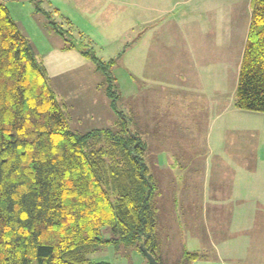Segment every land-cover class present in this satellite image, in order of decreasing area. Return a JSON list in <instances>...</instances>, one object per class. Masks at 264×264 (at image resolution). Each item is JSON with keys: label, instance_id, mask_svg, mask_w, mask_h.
<instances>
[{"label": "trees", "instance_id": "obj_1", "mask_svg": "<svg viewBox=\"0 0 264 264\" xmlns=\"http://www.w3.org/2000/svg\"><path fill=\"white\" fill-rule=\"evenodd\" d=\"M31 1L63 48L91 58L110 82L112 62L76 43L50 14L57 9L48 13L42 0ZM31 44L0 1V264H110L90 258L109 244L134 246L146 264H160L158 188L146 143L122 112L111 126L73 130L66 103ZM111 85L106 90L116 110ZM235 106L264 112V0H252ZM106 226L111 239L103 238ZM185 254L188 264L202 257Z\"/></svg>", "mask_w": 264, "mask_h": 264}, {"label": "rangeland", "instance_id": "obj_2", "mask_svg": "<svg viewBox=\"0 0 264 264\" xmlns=\"http://www.w3.org/2000/svg\"><path fill=\"white\" fill-rule=\"evenodd\" d=\"M0 1L8 6L12 18L23 34L26 35V32L29 35L35 53L47 51L54 46L53 40L47 35L51 32L57 33L48 22L46 14L38 11L36 5L34 8L23 0ZM176 1L171 0L170 13H162L163 21L158 22L160 26L146 23L142 27V20L136 21L133 18L129 20L128 27L121 32L100 29L96 22H93L95 28H90L88 26L91 24L90 21L85 19L88 18V14L72 6L64 7L63 13H50L66 30H71L75 35L76 43H82L83 46L89 44L94 48L96 57L102 62L106 64L112 62L110 68L112 85L103 71L101 74L106 75L103 74V84L89 73H86L88 88L83 87L80 80L75 84L78 81L74 78L75 74H85L86 68L69 73L64 81L56 78L52 81V85L60 100L66 103L69 117L73 121L70 122L73 130L87 132L106 125L100 122L93 124L98 122L93 120L94 113H97L99 107L104 106L102 100L100 101L101 97L95 94L97 87L101 86L106 93L105 96L109 98L110 108L116 115L114 122L118 121V113L122 112L127 117L131 130L138 133L146 143L147 162L152 163L149 168L158 188L155 201L160 264H188L189 258L185 253L197 252L194 250L195 240L190 236V232L192 227L193 229L198 227V231L202 227L201 224L197 225V222H194V216L197 217L206 207L200 197L205 184L212 186L213 180L223 181L218 184V189L222 192L227 186V181L222 180L223 178L228 177L230 181L234 177L232 182L234 184L239 182L238 177L241 174L206 173L208 162L216 158L222 160L226 158L233 162L232 164H239V152L247 150L251 158L246 163L257 164L255 167L264 168V112L241 110L236 107L226 109L223 119L220 118L217 123L211 122L201 132L194 133L186 129V121L177 122V114L179 116L187 114L188 105L184 100L179 99L180 94L176 93V90L181 93L186 91L191 83L190 72L203 70L207 64L209 66L206 68L210 67L212 61L203 59L205 56L217 58L216 55L220 56L222 52L221 47L211 43L208 34L210 30L208 27L214 19L212 17L216 8L212 2H216L217 5L219 0H211L212 2L209 0L212 3L209 6L210 11L206 8L205 0H187L189 4L179 6L183 7L182 9L174 6ZM240 1L243 2V0H224V5L234 4L238 7ZM40 7L48 13L56 8L43 1ZM165 8H168L167 4ZM35 13L40 15L44 29L39 28L41 24ZM136 15V18L144 16L142 13ZM160 16L161 13L158 17ZM66 18H70L72 25L67 24ZM235 40L237 41L236 36ZM61 41L64 43L63 39ZM233 48L232 46L225 49L226 65L234 63L232 60L234 52L228 56V52L233 51ZM90 62L95 65L92 60ZM220 63L224 64L223 59L216 61V64ZM183 74L187 76L186 80L183 79ZM158 81L160 84L156 85L155 82ZM225 81L227 86H230L231 72L227 75V70ZM108 85L109 87L111 85L115 92L117 112L112 106L113 99L107 93ZM162 99L165 102H162ZM175 107L180 108L174 109ZM91 113L93 116L89 115ZM75 117L82 119L77 121ZM200 124L204 125V123ZM208 151L210 154L213 152L215 154L208 156ZM221 152L233 153L226 157L225 154L222 156ZM169 156L174 157L173 172L159 171L155 163L158 159L173 162ZM245 160L246 158L243 159V163ZM191 161L195 165L190 164ZM170 165L166 166L167 170ZM230 193H233L232 190ZM192 212L194 213L191 214ZM189 218L191 221H188ZM102 235L104 239H111L113 237L111 227H104ZM90 256L92 260L107 261L110 264L147 263L145 255L136 247L124 244L103 246Z\"/></svg>", "mask_w": 264, "mask_h": 264}, {"label": "crops", "instance_id": "obj_3", "mask_svg": "<svg viewBox=\"0 0 264 264\" xmlns=\"http://www.w3.org/2000/svg\"><path fill=\"white\" fill-rule=\"evenodd\" d=\"M42 1L52 7H56L57 13H63L64 7L68 6L79 8L84 14H88V18L85 19L90 21L91 24L88 25L90 28H95L93 22H96L98 28L116 32H121L125 27H128V24H130L129 20L133 18L136 21L142 20V27L146 23L159 25L158 22L163 21L162 13H170L169 5L171 3V0H167V2L166 0ZM210 1L205 0L208 11H210L209 6L212 3L217 9L214 8L215 11L212 17L214 19L211 20V24L208 27L210 29L208 34L211 37V43L216 44L219 48L221 47L222 55L220 57L217 54V58L205 56L203 59L212 61L210 67L206 68L209 66L207 64L203 70H197L196 73L190 72L189 82L191 83L186 91L181 93L176 90V93L180 94L179 99L184 100L188 105L187 114L179 116L175 113L178 116L177 122L186 121V129H189L191 133L201 132L211 122L217 123V120L220 121V118H224L226 109L229 110L236 107L235 95L238 76L252 11V0L240 1L238 3L240 6L238 7L234 4L224 5V0H219L218 4L220 6L217 7L218 4L216 5V2L211 1V3ZM23 2L30 3L35 8V4L31 0H23ZM189 3L187 0H177L174 6H185V4ZM166 4L168 5L167 9L165 8ZM241 4L243 5L241 6ZM179 8L182 9L183 7ZM136 13H142L144 16L136 18ZM160 13L161 16L158 17ZM35 15H37L41 24L39 28L44 29L42 28L44 26L40 15L38 13H35ZM68 19L70 20V18ZM173 23H176V21H173ZM52 33H49L52 38L49 35L47 36L53 40L54 46L47 51L36 53L43 61L51 82L56 78L64 81L69 73L86 68L85 74H75L74 78L78 80L75 84H78L80 80L81 85L88 88L86 86V73L96 77L97 81L101 80L103 84L104 76L94 64H91V60L85 57L78 49H64L62 38ZM25 34L29 37L26 32ZM54 40H60L61 42H54ZM230 45L234 48L232 49L233 51L228 52V56H231V53L234 52L232 59L234 63L233 65H226L225 49L232 47ZM222 59L225 65L216 64V61H222ZM226 70L227 75L231 72L230 86H227L225 81ZM182 76L184 80L187 79L186 75L183 74ZM155 84L159 85L160 82H155ZM95 94L99 98L101 97L100 101L102 100V104L105 107H99L97 113L93 112L95 114L94 117H97H93V120L98 121L93 124L100 122L103 125L106 124L103 127L111 126L116 120V115L108 104L109 98L105 96L106 93L101 86L97 87ZM161 101L165 102L163 99ZM177 108L180 107H175L174 109ZM93 113L89 115L93 116ZM75 118L77 121L82 119L80 117ZM70 122H73L71 118ZM200 123H204V125L201 126ZM241 152L238 155L239 164H232L233 162L226 158H223V160L216 158L206 164V173H224L225 175L237 173L241 174V176L238 177L239 182H235V184L232 182L234 177L230 181H228V177L223 178L222 180L227 181V186L222 189V192L218 189V184L223 181L217 182L213 180L212 186L205 184L200 197L205 202L206 207L202 209L203 212L201 214L197 215V217L194 216V222H197V225L201 224L202 227L200 231L197 230L198 227H194V229L192 227L190 232V236L195 240L194 250L201 252L202 257L193 260L190 264H264V168L255 167L257 164L248 165L246 162L250 160L251 154L247 150ZM232 153L221 152L222 156L225 154L226 157ZM212 154H215V152ZM212 154L208 151V156ZM169 157L173 159V162L157 160L155 166L158 167L159 171L165 173L173 172L174 157ZM245 158L246 160L243 163ZM254 158L256 161L255 156ZM148 163L149 166H152L151 162L148 161ZM168 164L171 165L167 170L166 166ZM190 164L195 165L192 161ZM192 186L191 184L190 187ZM231 190L233 193H230ZM188 221H191V218Z\"/></svg>", "mask_w": 264, "mask_h": 264}]
</instances>
